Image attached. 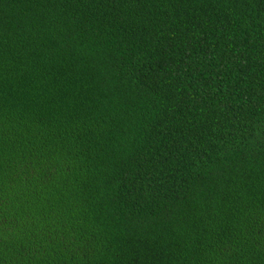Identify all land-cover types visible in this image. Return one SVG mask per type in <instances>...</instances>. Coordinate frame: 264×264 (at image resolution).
Here are the masks:
<instances>
[{"label":"trees","instance_id":"1","mask_svg":"<svg viewBox=\"0 0 264 264\" xmlns=\"http://www.w3.org/2000/svg\"><path fill=\"white\" fill-rule=\"evenodd\" d=\"M0 264H264V0H0Z\"/></svg>","mask_w":264,"mask_h":264}]
</instances>
